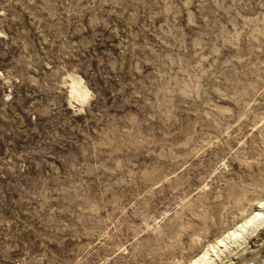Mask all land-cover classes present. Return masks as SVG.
I'll use <instances>...</instances> for the list:
<instances>
[{
  "label": "rangeland",
  "instance_id": "obj_1",
  "mask_svg": "<svg viewBox=\"0 0 264 264\" xmlns=\"http://www.w3.org/2000/svg\"><path fill=\"white\" fill-rule=\"evenodd\" d=\"M263 195L264 0H0V264H186Z\"/></svg>",
  "mask_w": 264,
  "mask_h": 264
},
{
  "label": "bare ground",
  "instance_id": "obj_2",
  "mask_svg": "<svg viewBox=\"0 0 264 264\" xmlns=\"http://www.w3.org/2000/svg\"><path fill=\"white\" fill-rule=\"evenodd\" d=\"M75 76L70 75L69 96L83 104L88 99L90 92L82 82V78ZM263 227L264 195L259 198L258 206H250L242 211L240 222L225 230L214 241L202 245L199 253L186 264H226L222 262L223 259H229L232 254L239 252L249 238ZM256 253L255 256L250 254L248 258L245 256L246 258H243L242 262L239 261L240 264H264V246Z\"/></svg>",
  "mask_w": 264,
  "mask_h": 264
}]
</instances>
